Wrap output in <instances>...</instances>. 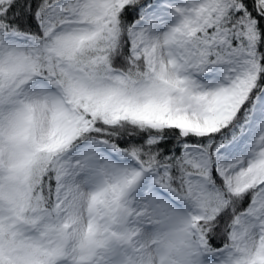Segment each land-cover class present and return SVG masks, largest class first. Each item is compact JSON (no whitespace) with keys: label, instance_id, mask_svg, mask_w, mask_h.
<instances>
[{"label":"rangeland","instance_id":"obj_1","mask_svg":"<svg viewBox=\"0 0 264 264\" xmlns=\"http://www.w3.org/2000/svg\"><path fill=\"white\" fill-rule=\"evenodd\" d=\"M125 1L58 0L46 18L45 40L16 32L0 36V233L15 240L6 255L15 264H264L260 92L242 131L215 151L216 171L227 187L242 191L259 184L249 208L230 223L228 244L211 249L196 228L206 214L196 202L210 165L204 149L192 144L182 151L199 172H187L184 190L177 191L167 184L164 167L142 165L122 149L88 138L63 155L55 213L31 210L32 221H25L24 190L17 196L14 190L17 158L31 147L65 145L88 128L79 100L109 122L129 118L200 134L228 123L254 84L258 61L251 42L205 64L188 33L189 25L218 16L228 0H154L147 6L129 29L131 56L146 62L141 80L112 68L95 75L73 61L84 40L112 35L114 10ZM258 3L264 9V0ZM214 35L216 44L225 39ZM39 53L56 59L67 87L27 66Z\"/></svg>","mask_w":264,"mask_h":264},{"label":"trees","instance_id":"obj_2","mask_svg":"<svg viewBox=\"0 0 264 264\" xmlns=\"http://www.w3.org/2000/svg\"><path fill=\"white\" fill-rule=\"evenodd\" d=\"M58 0H0V36L18 32L29 35L39 42L47 38V15L50 6ZM153 0H126L114 10L112 35L93 40H84L71 55L78 64H85L95 75L103 74L106 68L123 72L130 80L138 81L147 73L143 56L132 58L128 31L132 23L141 17L145 8ZM216 32L225 39L216 44ZM188 33L199 56L204 55L208 64L220 59L225 50L238 46L255 47L258 72L254 84L232 119L216 130L204 133H185L175 126L151 127L141 121L129 118L115 122L106 121L100 112L85 108L84 99L77 103V110L88 120V128L77 130L71 139L62 146L53 149L30 148L29 152L18 156L15 195L24 190L28 206L25 221L31 222L29 212L49 213L56 208L58 180L62 174L63 154L70 147L88 138H99L126 154L135 156L142 165L166 169L167 184L177 191L184 190V178L187 172H199L192 161L186 160L183 147L186 144L200 146L208 156L210 169L205 172V181L197 204L206 212L205 217L196 220V228L204 237L206 245L215 249L229 243V227L239 213L249 208L258 183L235 191L226 186L216 171L215 150L220 143H226L243 129L255 95L264 85V10L258 0H228L221 11L204 25H189ZM206 45L204 51H200ZM32 57V55H30ZM27 64L36 73L56 79L65 87L68 76L56 65L55 58L38 54ZM23 192V191H22ZM14 195V196H15ZM23 195V194H22ZM28 215V216H27ZM0 264H15L6 255L15 240L7 232L0 233Z\"/></svg>","mask_w":264,"mask_h":264},{"label":"bare ground","instance_id":"obj_3","mask_svg":"<svg viewBox=\"0 0 264 264\" xmlns=\"http://www.w3.org/2000/svg\"><path fill=\"white\" fill-rule=\"evenodd\" d=\"M262 95H264V86H263V88L260 91V96H262Z\"/></svg>","mask_w":264,"mask_h":264}]
</instances>
